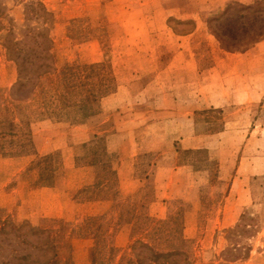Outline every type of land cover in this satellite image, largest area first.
I'll return each mask as SVG.
<instances>
[{
    "label": "rangeland",
    "instance_id": "obj_1",
    "mask_svg": "<svg viewBox=\"0 0 264 264\" xmlns=\"http://www.w3.org/2000/svg\"><path fill=\"white\" fill-rule=\"evenodd\" d=\"M37 1L0 0V216L49 229L52 264L138 239L264 264V0ZM31 29L54 46L16 90L4 43Z\"/></svg>",
    "mask_w": 264,
    "mask_h": 264
},
{
    "label": "trees",
    "instance_id": "obj_2",
    "mask_svg": "<svg viewBox=\"0 0 264 264\" xmlns=\"http://www.w3.org/2000/svg\"><path fill=\"white\" fill-rule=\"evenodd\" d=\"M34 10L37 15L41 14L44 20H53L42 1L34 3L32 12ZM32 31L31 29L26 34L31 38L30 43L26 41V37L20 41L6 39L7 42L4 43L9 56L19 66L16 90L28 85L25 82L29 83L35 77L39 78L47 73L44 67L48 65L46 61L50 58L53 40L44 31ZM40 39L47 43L45 48L36 50L29 47L31 42L41 44ZM35 65L36 68L32 70ZM29 94L31 92H27L26 97H29ZM55 249L53 235L49 229L34 226L27 221L16 224L0 216V264H52ZM132 249L135 256L133 264H187L186 255L181 250L161 251L142 239L136 240Z\"/></svg>",
    "mask_w": 264,
    "mask_h": 264
},
{
    "label": "crops",
    "instance_id": "obj_3",
    "mask_svg": "<svg viewBox=\"0 0 264 264\" xmlns=\"http://www.w3.org/2000/svg\"><path fill=\"white\" fill-rule=\"evenodd\" d=\"M199 22H200V24H199V26L200 27H203V28H199V29H196L193 33H190V34H187L185 37H183V38H186V39H188L189 37H191V36H198L199 35V31L200 32H202V31H204V25H205V23L203 22V19L201 18V17H199ZM205 30H207L206 28H205ZM211 36V35H210ZM216 46V45H215ZM217 48H219V47H217ZM186 50L187 49H190V48H185ZM220 49V48H219ZM218 50V49H217ZM14 71L15 70H13V73H14ZM235 102V101H234Z\"/></svg>",
    "mask_w": 264,
    "mask_h": 264
}]
</instances>
